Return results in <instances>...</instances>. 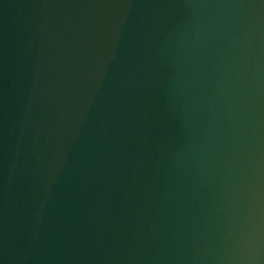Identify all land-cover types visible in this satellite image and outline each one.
<instances>
[{"label":"water","instance_id":"obj_1","mask_svg":"<svg viewBox=\"0 0 264 264\" xmlns=\"http://www.w3.org/2000/svg\"><path fill=\"white\" fill-rule=\"evenodd\" d=\"M200 2L0 0V264L239 255L256 179L227 146L189 159L184 68L215 13Z\"/></svg>","mask_w":264,"mask_h":264},{"label":"clouds","instance_id":"obj_2","mask_svg":"<svg viewBox=\"0 0 264 264\" xmlns=\"http://www.w3.org/2000/svg\"><path fill=\"white\" fill-rule=\"evenodd\" d=\"M187 7L215 10L198 21L202 50L184 68V108L197 130L189 159L202 163L217 145L227 146L229 159L241 162L242 182L256 179L255 206L240 219L232 264H264V0Z\"/></svg>","mask_w":264,"mask_h":264}]
</instances>
